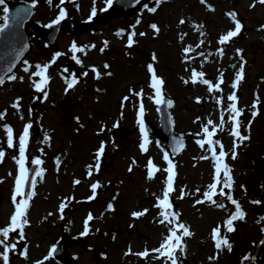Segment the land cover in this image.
<instances>
[{"label":"rangeland","instance_id":"obj_1","mask_svg":"<svg viewBox=\"0 0 264 264\" xmlns=\"http://www.w3.org/2000/svg\"><path fill=\"white\" fill-rule=\"evenodd\" d=\"M31 1L35 2L33 17L44 24L54 21L60 8L73 12L66 13L68 21L58 35L55 48L46 46L29 26L33 47L11 74L17 79L6 77L0 85V112H6L0 119V151L5 153L0 162V229L7 226L15 210L12 196L19 165L14 157L19 156V136L28 124L32 125L29 139L33 140L25 167L31 156L40 154L43 160L26 213L29 223L24 227L20 244L21 251L26 246L27 258L21 253L12 255L13 250L9 252L13 256L9 264L20 261L61 264L49 255L48 246L64 232L74 237L66 242L67 253L71 254L69 264H165L166 257L157 258L159 254L152 250L168 235L169 226L159 222L162 209L156 207L168 175L163 171L168 166L163 159L166 152L175 166V190L170 201L179 214L178 222L189 226L193 233L184 238L183 253L177 252L178 264H258L253 256L264 242V4L258 0H206V3L163 0L159 5L153 1L124 17L111 13L105 0H65L62 5L60 0H52L51 4L48 0ZM152 7L157 10L149 11ZM93 8L96 14L106 17V22L75 34L73 23L88 20ZM229 12L237 14L241 32L220 45L219 38L234 29V22L226 15ZM3 19L4 3L0 4V24ZM181 20L185 23L181 24ZM153 24L158 32L151 27ZM133 32V43L128 46ZM73 43L84 48V52L73 54L70 51ZM186 48L191 51L186 52ZM237 49L242 51L238 53ZM57 52L62 55L48 69L49 82L43 92L38 91L34 85L39 78L31 73L36 71L37 64H49ZM73 55L82 64H77ZM150 64L155 75L163 80L161 90L171 99L175 132L189 138L187 145L175 155L164 138L153 134H147L148 151L140 148L144 140L138 123L141 99L143 119L155 125L159 123L158 105L150 87ZM241 66L243 78L236 90L237 106L243 110L239 117L240 131L241 135L250 137L243 143L230 135L232 125L227 113L230 103L227 97L233 92L231 85ZM93 68L99 71V79ZM193 70L204 72L213 84L222 73V91L210 93L206 85L192 83ZM84 72L88 75L83 76ZM72 73L78 83L67 89L65 77L71 78ZM141 90L142 98L133 94ZM126 96L129 99L124 101ZM219 97H223L221 104L217 103ZM257 97L259 103L254 109L252 105ZM17 101L19 107L14 108L12 105ZM254 111L258 112L255 117ZM222 112L224 128L218 129L214 138L228 153L226 163L234 180L231 195L245 213L244 219L234 221L231 232L223 225L235 206L224 196L217 195L215 199L224 203L225 209L207 201L196 203L203 199L214 173L208 145L202 149L197 141L206 138L202 128L208 120L220 124ZM34 120H37V133H33ZM117 122L119 127H113ZM4 125L13 129L15 147H8ZM102 142L105 151L97 171L96 152ZM234 142L239 144L235 149L236 159L231 158ZM219 150L217 147V153ZM203 156L209 158L201 159ZM150 159L160 169L152 179L147 175ZM76 180L80 183L75 184ZM96 182L101 187L96 190L95 199L89 200L93 195L91 185ZM21 198L18 196L17 202ZM254 201L259 202L261 211L251 204ZM62 203L66 207L61 214ZM144 210L147 212L142 216L133 215ZM89 214L94 219L88 223V235L82 236ZM131 225L135 228L129 231ZM218 225L222 226V236L231 243V251L215 248L212 230ZM18 241V233H11L8 243L18 245ZM129 250L131 253L148 250L150 255L147 258L126 255Z\"/></svg>","mask_w":264,"mask_h":264},{"label":"snow or ice","instance_id":"obj_2","mask_svg":"<svg viewBox=\"0 0 264 264\" xmlns=\"http://www.w3.org/2000/svg\"><path fill=\"white\" fill-rule=\"evenodd\" d=\"M52 0H48V3L51 4ZM106 2V6L107 7H111L114 0H105ZM137 3H139V0H136ZM163 2V0H156L157 5H159V3ZM259 3L264 4V0H258ZM4 0H0V4H3ZM65 0H60V4H64ZM201 3H206V0H201ZM210 10H213L211 8V6H209ZM106 10V9H105ZM151 12H155L157 10L156 7H152L148 9ZM4 12L7 13L8 9L5 7L4 8ZM96 15V10L95 8L92 9L91 12V16H95ZM226 15L234 22V29L229 30L226 34L222 35L219 38L218 43L220 45H224L226 42H230L234 37L238 36L239 33L241 32V28L242 25L240 23L239 20L236 19L237 14L235 12H229L226 13ZM66 16V11L63 8H60L58 17L52 21V23H50L49 25H47V27H52L53 25H57L59 24L63 19H65ZM90 16V18H91ZM9 17L7 15L4 16V21L5 23L0 24V33H3L4 30L6 28L9 27L7 21H8ZM22 19V18H21ZM181 24L185 23L184 20L180 21ZM151 27L158 32L159 29L158 27L153 24L151 25ZM135 35V33L133 32L129 38H128V46H131L133 43V36ZM141 35H143V33H141ZM201 43H203V41H201ZM70 51L75 54V53H82L84 52V48L81 47H77V45L75 43L72 44ZM101 51H103V49H101ZM186 52L191 51V48H186L185 49ZM219 53L222 55L223 54V48H220ZM242 50L237 49V52H241ZM62 55V53H55L53 59L51 60V62L49 64H44V65H36V71L32 72L31 75L34 77H38V81L35 82V88L38 91L43 92L45 86L48 84L50 77L47 75L48 69L50 67V65L52 63H55L56 58L60 57ZM201 55H203V53H201ZM72 59L76 61L77 64H82V61L80 59L77 58L76 55L72 56ZM153 59H155V56L153 57ZM108 65H105V68H108ZM233 67H235V65H233ZM148 69L149 71L152 73L151 76V83H150V87L154 90V100L155 103L157 105L163 104L165 103V101L161 98V86L163 85V80L158 78L155 75L153 66L150 64L148 65ZM25 71H29L28 68H25ZM65 72H67V69H64ZM92 71L96 74V78L99 79L100 78V73L97 69L93 68ZM11 72V66L6 70L5 75L7 76V79L9 80H15L17 79V77L15 75H7V73ZM83 76H87L88 73L84 72L82 73ZM107 75H111V72H108ZM243 78V67L241 66L239 71L236 73L235 76V80L232 83L231 87L233 88V92L227 97L228 101L230 102L228 107H227V113L229 115V123L232 125L231 130H230V135L232 137L235 138V140H238L240 143H243V141L250 139L249 136H244L241 135V131H240V120L239 117L242 115L243 110L240 109L237 106V102H238V97L236 95V90L238 88V85L240 83V81ZM22 79V77H21ZM65 81L67 84V89H72L77 83H78V79L75 75V73L71 74V78L69 77H65ZM5 82V77L4 76H0V85H2ZM185 83H189L188 80L184 81ZM191 82L192 83H201L203 85H206L208 88V91L211 92H217V91H222L221 89V85L224 83L223 80V74L221 73L220 77L218 78V82H216L215 84L212 83V81H210L209 79L205 78V73L204 72H197L195 70H193L192 74H191ZM66 89V90H67ZM133 94L136 95L137 97H143V90H141L140 92H135L133 91ZM46 95V93H45ZM124 101H127L129 99V97H124L123 98ZM199 100V98H198ZM223 102V97H219L217 98V103L221 104ZM168 104H171V101H167ZM259 103L258 97L257 100L253 103L252 108H257ZM14 108H18L19 107V101H17L16 103H14L12 105ZM122 107H123V103H122ZM144 105L141 99L140 105H139V110H138V115H139V119H138V123L140 125V131L144 134V140L143 143L140 144V148L142 151L147 152L148 148L147 145L149 143L148 141V136H147V131L144 127ZM6 114V112H0V119H3L4 115ZM258 112H253L252 115L253 117H255V115H257ZM224 113H221L220 116V124L216 125L212 120H208L207 123L205 125H203L202 128V134L206 137L205 139H200L197 141V144L203 149L205 148V145H208V151L211 153V158L214 160V173H213V182L210 183L209 185H207V191H205L202 195H203V199H198L196 200L197 204L203 203L205 201L210 202L211 204L215 205L218 208L221 209H225L226 205L224 203H219L215 197L217 195L219 196H224L228 201H230V203L232 205L235 206V210L234 212L230 213L229 217L226 219V221L224 222V227H226L228 232L234 231L233 228V223L236 220H242L245 217V213L241 208V205L239 204V202L233 198V196L231 195V189L233 187L234 184V180L233 177L231 176V171L232 169L230 168V166L226 163V159L228 157V153H226L224 151V145L217 139H214V136L216 134V131L219 130H223L224 128ZM209 126H211L212 130H209ZM251 126V122H249V128ZM6 132V136H7V145L9 148L15 147L16 145L14 144V139H13V129L11 128V126L9 125H4L3 126ZM32 127L31 124H28L25 126V128L23 129V133L22 135L19 136V142H18V147H19V156L14 157V159H16L17 164L19 165V175L17 176L16 180H15V191L14 194L12 196V200L15 204V210L14 213L11 215L10 217V222L7 224V226H5L4 228L0 229V246L3 247V251L0 252V258H2L3 260V264H8L9 261V252L13 251L16 249L17 244L16 243H12L9 244L8 240L10 239V234L11 233H18V237L19 239H23L24 238V227L29 223L27 218H26V213L27 210L29 208V200L31 199V195H27L24 192V188L26 186V184L29 182L28 181V169L25 167V154H26V149H27V145L29 142V129ZM113 127H119V122H117L116 124L113 125ZM104 131L103 128H101V132ZM200 135V134H198ZM217 147H219V152L217 153L216 149ZM239 147L238 143H233V151L231 154V158L232 159H236L237 153L235 151V149ZM178 150V148H177ZM105 151V143L102 142L100 147L98 148L97 152H96V165L95 168L98 171L99 167H100V158L103 156ZM5 153L3 151H0V162H2L3 157H4ZM208 156H203L201 157V159H208ZM164 161L167 162V168L163 169V171H165L166 173H168L167 177H166V181H165V188L163 190L162 193V198L161 197H157V204L156 207L162 209V211L160 212V216L162 217L160 219V223L161 224H167L168 227V235H166L163 238V241L161 242L160 246L158 248L153 249L152 251L155 253H158L159 256L157 258L160 257H166L165 260V264H168V262H170V264H178V257H177V252L183 253L184 249H185V244H184V238L186 237H191L193 235V233L190 231L189 226L185 225L182 222H178L179 221V214L176 213L173 210V205L170 201V194L175 190L174 186H173V179L175 176V171H174V164L172 163V160L169 157V154L166 152L164 153L163 156ZM33 163L39 165L42 162L39 159H36L33 161ZM148 178L152 179L154 177V173H156L157 171H160V169L153 163V161L150 159L148 161ZM129 171H132L131 167L129 168ZM36 175L39 176L40 172H36ZM88 175L91 176L92 175V166L89 165V171H88ZM35 179L31 180V185L32 187L35 186ZM75 184H79L80 181L76 180L74 181ZM101 185L99 182L93 183L91 185V190L93 195L88 197L89 200L95 199V194H96V190L98 188H100ZM219 189V190H218ZM225 189H228V191H225ZM197 192H199L200 190L197 189ZM22 197L19 202H17V197ZM184 196V192H181V196L179 198H183ZM253 203H259L258 201H254ZM66 207V204L62 203L59 207V211L61 212V214L64 211V208ZM108 208L111 210L112 209V205L109 204ZM147 212V210H144V212H137V213H133L134 216L139 217L144 215ZM61 218H63V216L61 215ZM46 219V218H45ZM94 219V217L89 214L85 220V228L84 231L81 233V235H88L89 233V228H88V223L90 221H92ZM264 219V218H262ZM221 225H218L216 228H214L212 230V239L214 240V246L215 248L219 251L223 248H227L228 251H231L232 249V245L231 243L227 240L226 237H223L221 234ZM262 231H264V229H262ZM179 233V234H178ZM264 243V242H262ZM56 248L53 247L51 249L50 252V256L52 253H55ZM127 254H134L140 257H144L147 258L150 253L148 250H145L143 252H138V253H131V250H129V253ZM21 255L24 256L25 258H27V249H25L24 251L21 252ZM49 257H45V259H48ZM216 257H210L209 259H215ZM245 259H250V257H245ZM36 264H43V261H37Z\"/></svg>","mask_w":264,"mask_h":264},{"label":"water","instance_id":"obj_3","mask_svg":"<svg viewBox=\"0 0 264 264\" xmlns=\"http://www.w3.org/2000/svg\"><path fill=\"white\" fill-rule=\"evenodd\" d=\"M153 1L156 0H139V3H137L136 0H114L109 11L113 14L129 17L134 11L144 9ZM4 4L8 9L7 13L4 12V16L7 15L9 17L7 21L9 27L6 28L3 33H0V76H4L6 78V70L11 66V72L7 73V75L12 74L33 47V42L30 40L28 33L29 26L32 27L33 31L43 39L46 46L55 48L57 45L58 35L61 29L67 24L68 17L65 16V19L57 25L47 27V25L52 22L44 24L35 19L33 17L34 5L29 0H4ZM68 12L71 13L73 10L69 9ZM105 22L106 17L104 15L96 14L87 21H77L73 23V32L76 34L85 28L95 29L100 24ZM3 23H5L4 20L1 24ZM47 75L49 76L48 73ZM161 98L165 101V103L158 105V125L153 124L147 119L144 121V127L147 133L164 138L172 154L175 155L187 145L189 138L182 133L175 132L174 119L170 110V104L167 103L169 99L164 93H161ZM36 121L37 120L33 121V133H37L39 130L37 128ZM32 140L33 139L31 138L30 141ZM28 146L29 142L27 148ZM36 159L41 161L40 155H37L34 160ZM34 160H32L27 166L29 182L24 188V192L27 195H31L33 189L31 180L35 179L37 176L36 172H39L41 168V164L37 165L33 163ZM251 204L257 211H261L263 209L259 203L252 202ZM134 228L135 225H131L129 231H132ZM69 239L71 238H69L67 234L61 235L55 246L56 251L53 253L55 257L60 259L64 264H69L71 260V257L67 253L66 249V242ZM253 257L258 264H264V243H261L258 246V249Z\"/></svg>","mask_w":264,"mask_h":264},{"label":"flooded vegetation","instance_id":"obj_4","mask_svg":"<svg viewBox=\"0 0 264 264\" xmlns=\"http://www.w3.org/2000/svg\"><path fill=\"white\" fill-rule=\"evenodd\" d=\"M25 156H26V158H28L27 154H25ZM32 158H33V156H31V158L28 161H26V162H30ZM39 177H40V175H39ZM37 180H38V178H37ZM63 234H67V232H64ZM59 238L57 240H55L54 242H51L50 245L48 246V248L50 247V252H51V249L56 246L57 241L59 240ZM69 238H71V239L74 240V237H69ZM71 239H69L67 241H70ZM18 242H19V244L17 245L16 249L12 252V255H18V254H20L22 252L21 249H20V244H22V239H19ZM25 248H26V246L24 247L23 251L25 250ZM2 251H3V249H1L0 252H2ZM51 255L54 257V259H56V261L60 262L61 264H64L60 259H58L57 257H55V255L53 253ZM69 255L71 257V254H69ZM12 258H13V256L11 257L10 256V253H9V260H11ZM2 262H3V260H2ZM9 263L10 262L8 261V264ZM16 264H30V263L29 262H25V261H23V262L20 261V262H18Z\"/></svg>","mask_w":264,"mask_h":264},{"label":"trees","instance_id":"obj_5","mask_svg":"<svg viewBox=\"0 0 264 264\" xmlns=\"http://www.w3.org/2000/svg\"><path fill=\"white\" fill-rule=\"evenodd\" d=\"M171 105H172V102H171Z\"/></svg>","mask_w":264,"mask_h":264},{"label":"bare ground","instance_id":"obj_6","mask_svg":"<svg viewBox=\"0 0 264 264\" xmlns=\"http://www.w3.org/2000/svg\"><path fill=\"white\" fill-rule=\"evenodd\" d=\"M110 9V8H109Z\"/></svg>","mask_w":264,"mask_h":264}]
</instances>
